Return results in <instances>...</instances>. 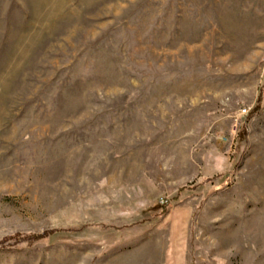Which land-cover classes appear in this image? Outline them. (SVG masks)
Here are the masks:
<instances>
[{
  "label": "rangeland",
  "instance_id": "obj_1",
  "mask_svg": "<svg viewBox=\"0 0 264 264\" xmlns=\"http://www.w3.org/2000/svg\"><path fill=\"white\" fill-rule=\"evenodd\" d=\"M2 241L0 264H264V0H0Z\"/></svg>",
  "mask_w": 264,
  "mask_h": 264
},
{
  "label": "trees",
  "instance_id": "obj_2",
  "mask_svg": "<svg viewBox=\"0 0 264 264\" xmlns=\"http://www.w3.org/2000/svg\"><path fill=\"white\" fill-rule=\"evenodd\" d=\"M261 102H262V98L259 99V101H258V105L255 107L254 110L259 109V107H260V105H261ZM184 190H185V188L183 187V188L180 189V192H182V191H184ZM177 199H178V196H176V197L173 198V200H177ZM56 232H58V231H57V230H49V231H46V232H44V233H42V234H34V235L27 236V237H25V238H26L27 240H29V241H36V240H39V239H42V238H45V237L51 236V235L55 234ZM3 244H4L3 241L0 242V249L2 248Z\"/></svg>",
  "mask_w": 264,
  "mask_h": 264
},
{
  "label": "built area",
  "instance_id": "obj_3",
  "mask_svg": "<svg viewBox=\"0 0 264 264\" xmlns=\"http://www.w3.org/2000/svg\"><path fill=\"white\" fill-rule=\"evenodd\" d=\"M243 111H244V112H247V109H246V108H244V109H243Z\"/></svg>",
  "mask_w": 264,
  "mask_h": 264
}]
</instances>
